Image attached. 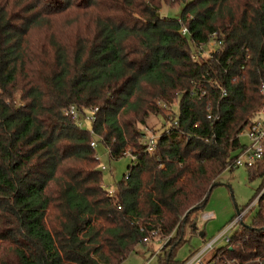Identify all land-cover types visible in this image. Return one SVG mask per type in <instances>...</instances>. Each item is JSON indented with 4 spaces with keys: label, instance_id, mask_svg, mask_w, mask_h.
Segmentation results:
<instances>
[{
    "label": "trees",
    "instance_id": "trees-1",
    "mask_svg": "<svg viewBox=\"0 0 264 264\" xmlns=\"http://www.w3.org/2000/svg\"><path fill=\"white\" fill-rule=\"evenodd\" d=\"M165 1L0 0V264H121L168 236L158 264H178L184 226L260 105L264 0H181L178 18L158 15ZM71 105L98 108L93 134L64 116ZM158 117L148 152L142 127ZM94 139L136 158L114 193ZM250 170L264 182V161ZM257 213L208 264L264 256V194Z\"/></svg>",
    "mask_w": 264,
    "mask_h": 264
},
{
    "label": "rangeland",
    "instance_id": "rangeland-1",
    "mask_svg": "<svg viewBox=\"0 0 264 264\" xmlns=\"http://www.w3.org/2000/svg\"><path fill=\"white\" fill-rule=\"evenodd\" d=\"M180 1H165L166 6L160 8L158 15L178 18L183 8V4ZM183 1L185 2L186 0ZM60 21L62 23H70L72 20L65 19L63 21L61 19ZM64 32L70 37L72 29H65ZM43 34L42 31H39L32 34L31 38L33 40L39 39L43 37ZM211 49L212 46H207L205 52H209ZM171 111L177 113V101H174L170 108L164 109L163 115L168 118L171 116ZM164 122L165 119L163 117L152 118L146 128L142 127V132L149 137L158 138L160 133L164 131ZM83 129L89 131L91 124L84 123ZM94 141L96 143L94 149L99 159L98 169L102 171V185L107 192L110 194L114 193L117 190V184L123 181L127 175V166L132 165V158L130 154H126L125 157L114 160L110 157L107 148L101 140L94 139ZM246 141L247 138L242 136L240 143L244 144ZM263 183V179L260 176H256L252 170L245 167L226 169L216 179V185L211 190L207 203L195 211L184 226L183 241L176 248L173 260L178 264L185 263L196 252L201 251L206 243L220 237L219 241L213 246L214 249L203 257L204 262L208 264L216 251L225 245L226 238L237 232L242 225L252 224L259 211L258 204L247 213L240 223L228 228L237 218V211H244L257 199L258 195L256 196V194L260 191ZM201 234L204 236L201 237ZM171 237L168 236L162 239L155 237L154 240L146 243L145 246H137L121 264H158L159 257L164 253L161 249L172 241ZM248 264H253V260L248 261Z\"/></svg>",
    "mask_w": 264,
    "mask_h": 264
},
{
    "label": "built area",
    "instance_id": "built-area-1",
    "mask_svg": "<svg viewBox=\"0 0 264 264\" xmlns=\"http://www.w3.org/2000/svg\"><path fill=\"white\" fill-rule=\"evenodd\" d=\"M180 33L183 36H187V30L184 26L181 27ZM207 46H212V49L209 52H205ZM195 47L194 57L198 56H206L211 52L216 51L219 44H215L213 41L209 42L208 45ZM259 97H261L260 105L257 110L253 113V116L250 118L249 122L245 125V127L241 130V133L238 135L239 140L242 136L247 138L246 143L241 144L242 149L237 153L232 160L227 163L226 169H236L245 167L247 169H254L259 167L261 163L264 161V82L259 87ZM164 109H167L166 105H162ZM98 112V108H90V109H82L77 105H71L63 110V114L66 118L72 120L79 128L83 129L84 123L91 124L95 122V114ZM90 134H93V131L89 130ZM157 138L149 137L146 134L142 137V143L145 145V149L148 152H153L155 148V142ZM96 143L93 140L91 143V147H95ZM126 154H130L127 152ZM132 163H135L136 158L131 155ZM103 170L105 168L102 167ZM128 173L125 176L127 179ZM264 194V186L260 190L257 199L244 211L238 213L237 218L229 225L228 228H232L238 223H240L247 213L254 208L257 204L259 205L260 199ZM157 234V233H156ZM159 238V237H157ZM224 238V236H223ZM220 237L212 239L211 242L205 244L201 251L196 252L193 256H191L185 263L183 264H206L204 261V256L212 251L213 246L219 241ZM228 238L225 239V243L228 242ZM254 264H264V256L257 257L253 260Z\"/></svg>",
    "mask_w": 264,
    "mask_h": 264
},
{
    "label": "crops",
    "instance_id": "crops-1",
    "mask_svg": "<svg viewBox=\"0 0 264 264\" xmlns=\"http://www.w3.org/2000/svg\"><path fill=\"white\" fill-rule=\"evenodd\" d=\"M204 235L203 234H201V237H203Z\"/></svg>",
    "mask_w": 264,
    "mask_h": 264
},
{
    "label": "water",
    "instance_id": "water-1",
    "mask_svg": "<svg viewBox=\"0 0 264 264\" xmlns=\"http://www.w3.org/2000/svg\"><path fill=\"white\" fill-rule=\"evenodd\" d=\"M216 185V184H215ZM212 189V187L210 188V190Z\"/></svg>",
    "mask_w": 264,
    "mask_h": 264
}]
</instances>
